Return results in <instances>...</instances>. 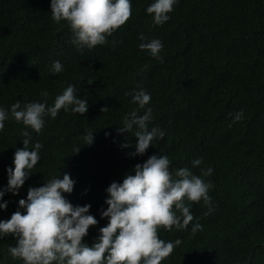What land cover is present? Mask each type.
Here are the masks:
<instances>
[{
    "label": "trees",
    "instance_id": "obj_1",
    "mask_svg": "<svg viewBox=\"0 0 264 264\" xmlns=\"http://www.w3.org/2000/svg\"><path fill=\"white\" fill-rule=\"evenodd\" d=\"M154 2L130 0L131 18L106 44L88 49L72 43L66 21L52 19L51 0H0V108L9 114L0 131V203L7 202L0 221L16 211L26 214L19 200L30 187L69 174L75 184L64 197L73 206L90 205L88 214L98 221L82 240L92 246L109 222L102 217L106 189L161 155L169 158L171 173L188 168L213 185L208 204L185 199L194 217L187 230L158 229L165 242L181 241L161 264H264V0H176L162 25L146 11ZM152 39L163 44L160 59L139 48ZM55 61L63 66L59 73L52 71ZM70 85L86 99V113L61 109L53 118L46 112L39 133L11 117L17 101L51 107ZM141 90L151 96L144 108L133 102ZM148 108L149 130L165 135L145 154L132 155L137 129H120L125 117L134 111L143 116ZM25 131L29 150L42 145L40 160L13 194L7 169L24 148ZM197 159L202 162L194 167ZM208 168L212 174L203 176ZM197 222L202 228L193 233ZM10 246L15 237L0 235V264H24L11 257Z\"/></svg>",
    "mask_w": 264,
    "mask_h": 264
},
{
    "label": "clouds",
    "instance_id": "obj_2",
    "mask_svg": "<svg viewBox=\"0 0 264 264\" xmlns=\"http://www.w3.org/2000/svg\"><path fill=\"white\" fill-rule=\"evenodd\" d=\"M175 3L176 0H155L146 11L153 14L155 25H162L170 19L168 13L173 11ZM131 15L130 0H51L52 19L57 23L66 21L74 34L72 43L88 49L106 44L107 37L123 26ZM139 39L145 40L143 34ZM139 48L160 59L163 44L152 39L141 43ZM62 68L59 61L53 62L54 73L61 72ZM150 100L151 96L144 90L133 94V102L140 108ZM69 108L81 115L88 111L86 99L78 98L77 89L72 85L55 98L51 107L40 102L21 106L17 101L11 106V117L39 133L44 126L46 112L55 118L61 109L68 111ZM107 110L103 108L101 112ZM8 117V112L0 108V131ZM242 117L241 110L235 114L234 120L239 121ZM151 119V108L143 116L138 117L134 111L130 119L125 117L120 131L130 132L134 126L137 129L134 133L136 150L132 155L145 154L154 139L164 137L165 133L157 127L149 130ZM92 134L85 137L87 145L93 142ZM22 135L25 137L24 148L17 149L14 154V169H7V191L13 194H18L29 178L30 170L40 160L38 153L42 148L37 142L34 150H29L31 137L27 131ZM79 151L80 148L75 153ZM201 162L200 159L194 160L193 166ZM169 165L167 156L152 155L143 164L135 166V175H126L122 183L110 184L106 189L108 198L105 203L108 207L102 211V217L109 218V222L99 229L100 235L92 246L82 243V240L90 226H95L98 221L88 214L90 205L73 206L64 197L63 193L70 194L75 184L69 174H64L62 179L53 178L41 187H30L27 199L19 200V207L25 209L26 214L16 211L10 219L0 221V235L12 234L16 240V246H10L8 253L24 264H161L181 241L165 242L159 238L158 229L171 231L175 226L187 230L194 217L185 199L191 202L203 199L208 204L211 199L208 191L213 187L210 182L193 175L188 168H180L173 174ZM212 171L208 168L202 175L210 176ZM3 196L4 191H0V199ZM6 208L7 202L0 203V209ZM201 228L197 222L191 230L195 233Z\"/></svg>",
    "mask_w": 264,
    "mask_h": 264
}]
</instances>
